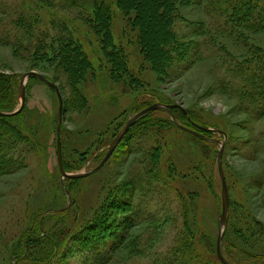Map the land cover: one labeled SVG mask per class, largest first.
Here are the masks:
<instances>
[{
  "label": "rangeland",
  "instance_id": "374dc122",
  "mask_svg": "<svg viewBox=\"0 0 264 264\" xmlns=\"http://www.w3.org/2000/svg\"><path fill=\"white\" fill-rule=\"evenodd\" d=\"M234 3L188 0L177 4L172 41L196 46L188 45L192 49L188 57L184 52L174 53L176 60L161 77L144 59L136 41L137 31L127 23L134 13L124 16L117 0L103 4L110 13V47L106 50L102 35L92 26L96 22L90 0H81L77 6L68 0H0V76L17 80L34 72L57 87L63 102L60 143L67 175L86 174L96 168L124 125L153 104L190 112L215 135V144L207 152L177 128L162 126L159 130L163 131H148L165 118L163 112L152 111L130 127L100 169L85 178L67 179L75 181L67 188L56 156L57 98L48 86L28 78L24 108L12 120L25 138L11 143L22 165L0 177V264H14L11 253L21 250L20 236L36 226L39 211L50 208L47 213L57 212L69 206L68 220L77 228L91 219L108 196L120 197L127 206L125 215L132 207L136 210L133 220L141 221L127 228L113 264H156L170 259L167 257L183 232H192L199 252L217 262L214 248L209 249L206 240L216 246L221 213L216 162L220 146L216 141L221 143L223 136L222 171L229 197L226 227L229 220L244 236L235 230L226 234L225 243L221 241L222 255L225 258L224 253H229L241 264H254L253 256L264 257V118L240 110L236 100L224 91L228 68L250 60L252 47L264 51V24L254 30L225 24L224 16ZM62 35L79 44L89 64L78 82L82 95L78 102L67 73L42 58L49 46L57 47L56 40ZM119 52L131 75L127 79L116 77L112 58L107 57V53ZM248 65L260 68L255 62ZM17 99L19 106V84ZM142 216L144 219L139 220ZM240 217L246 218L245 223ZM48 218L42 232L58 227L53 225L56 218ZM229 241L235 247L228 246ZM79 256V252L68 250L62 260L57 255L52 264H80L83 258Z\"/></svg>",
  "mask_w": 264,
  "mask_h": 264
},
{
  "label": "trees",
  "instance_id": "16d2710c",
  "mask_svg": "<svg viewBox=\"0 0 264 264\" xmlns=\"http://www.w3.org/2000/svg\"><path fill=\"white\" fill-rule=\"evenodd\" d=\"M68 1L70 4L77 6L81 0ZM90 1L94 5L93 16L96 22L92 26L98 35H102V44L104 50H106L110 47L108 42L109 9L103 5L105 0ZM233 1L235 3L231 6V11L228 15L224 16L225 24L232 23V27L235 29L243 30L262 28L264 24V0H227V4ZM186 2L188 0H117L118 5L124 12V16H129L130 12L134 13L133 18L128 17L127 23L133 30L137 31L136 41L144 59L149 60L151 67L160 76L164 74V70L168 68L170 63L176 60L172 56L174 53L184 52L188 57L192 54V49H189L188 45H191L192 48L196 46L195 43H188L186 45V43L179 42L178 40L172 41L174 39L172 34L173 15L176 17V6L178 3L184 4ZM235 29L231 31L233 32ZM56 43L57 47L53 49L52 45L49 46V50L45 51L46 53H44L42 58L45 59L44 61H47V64H58L67 73L69 81L72 84V95L78 102L82 96L78 89V82L85 76L89 64L75 40H72L67 35H62L58 42L56 40ZM251 51L252 57L250 60L239 61L228 68L229 81L226 82L224 91L229 97L236 100L237 107L240 110L243 109L254 118L261 119L264 118V51L261 52L255 47H252ZM107 57L112 58V71L117 78L127 79V76L131 77L127 63L120 52L115 54L107 53ZM250 62H255L260 68L253 69L248 65ZM19 81L20 79L16 80L14 76H0V112L10 113L14 110V107L18 106L17 87ZM135 81L138 82L136 79ZM157 112H163L165 118L152 124L153 127L149 128L148 131H152V128L159 130L162 126L163 128L164 126H169V128L171 126L173 129L177 128L199 142L202 149L207 152V148L215 144L212 140V136L215 135L210 131L201 130L204 127L198 123L192 113L187 112L185 115L179 108L170 107L168 113H171L178 125L183 124L182 126H178L176 122L174 123L170 120V115L167 112V114L164 110H157ZM19 114L11 117L0 116V177L5 174L14 173L22 165L21 157L11 148L12 141L18 142L20 138L21 140H25L22 131L12 121ZM147 116H142L134 125L141 123ZM187 130L196 132L199 136L193 135ZM129 131L126 135H128ZM141 135L142 132H139V136ZM74 183L75 181H67V188L71 187ZM67 188L66 190L70 193L71 190ZM62 198L65 199L66 195L62 194ZM119 199L120 197L111 199L108 196L91 219L80 224L77 228L74 222L68 220L69 206H67L68 208L57 210V212L51 209L53 212L47 213L50 211V208L39 211L37 222L35 221L34 224L36 226L29 228L20 236V242H22L21 250L11 253L14 264H52L57 255L62 260L68 250H74L76 253L79 252L80 256L78 258H83V261L79 262L80 264H113L115 262L114 254L122 248L125 241L127 228L141 222L136 219L133 220L136 210L132 207L131 213L125 215V208L127 206L122 200L119 201ZM73 201L72 199L71 205ZM229 213L231 215V210ZM46 217H49L48 219L56 218V222L53 225L58 227L55 230H50L48 227V229L46 228L42 232L41 228L45 223ZM150 218L152 217L145 219V221ZM138 219L143 220L144 216ZM240 219L245 223L244 220L246 218L240 217ZM233 230L238 235L244 236L243 231L235 229L234 226L232 228L228 220L222 243L226 241V234ZM249 231L252 230L249 228ZM77 234L78 236H76ZM73 236L74 238L72 239ZM179 237L177 247L171 250L170 256H165L170 259H165L162 262L159 260L156 264H221L217 258V262H214L206 257L204 253L199 252L198 245L194 243L195 239L192 232L186 234L183 232ZM206 244L209 245V249L213 246V253L215 255L214 241L210 242L207 239ZM30 245L33 246L30 247ZM230 245L235 247L232 241H229L228 246ZM136 253L139 254V251L137 250ZM224 256L231 264H241L229 253L227 255L224 253ZM252 258L255 260L254 264H264V257L253 256Z\"/></svg>",
  "mask_w": 264,
  "mask_h": 264
},
{
  "label": "water",
  "instance_id": "95a60500",
  "mask_svg": "<svg viewBox=\"0 0 264 264\" xmlns=\"http://www.w3.org/2000/svg\"><path fill=\"white\" fill-rule=\"evenodd\" d=\"M30 77L35 78V79L39 80L41 83L48 86L55 93V96L57 98L58 108H57V115H56V156H57L58 169H59L62 180H65V179H71V180L81 179V178H85V177L89 176L90 174H93L98 169H100L102 167V165H104V163L110 158V156L114 152L115 148L122 141L123 137L128 132L130 127H132L138 119H140L142 116H144V115H146L152 111H157V110H164L166 112L169 111V106H164L161 104H153L151 106H148V107L142 109L137 114H135L133 116V118L131 120H129L124 125L122 130L113 139V141L110 143L103 159L96 166V168H94L92 171H90L86 174L67 175L64 172V169L62 166V154H61V143H60V131H61L60 127H61V122H62L61 121V114H62L63 102H62L61 95H60L57 87L54 84L50 83L44 76H42L40 74H36L34 72L23 75L19 81V106H18V108L15 109L14 111L10 112V113L0 112V116L11 117V116H14L16 114H19L23 110L24 105H25L24 87H25L26 80ZM183 114H186L185 111H183ZM173 122H174V120H173ZM201 130L211 131L210 129H206V128H201ZM187 131H189L193 135L199 136L195 132H192L190 130H187ZM213 132H215V131L213 130ZM225 140H226V137L223 136V141L221 143L216 141V143L219 144V146H220L218 153H217V161L216 162H217V173H218V177H219V181H220L221 213H220L219 221H218V231H217V238H216L215 253H216V257H217L218 261L221 264H231L228 260H226L223 257L222 252H221V241H222L223 234H224L225 227H226V219H227V213H228V208H229L228 189H227L224 174L222 171V154H223Z\"/></svg>",
  "mask_w": 264,
  "mask_h": 264
}]
</instances>
